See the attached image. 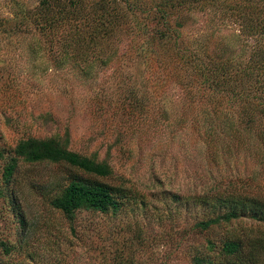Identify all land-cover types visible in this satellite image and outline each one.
I'll return each instance as SVG.
<instances>
[{"label": "rangeland", "instance_id": "rangeland-1", "mask_svg": "<svg viewBox=\"0 0 264 264\" xmlns=\"http://www.w3.org/2000/svg\"><path fill=\"white\" fill-rule=\"evenodd\" d=\"M15 1L32 9L37 0H0V17L22 9ZM141 2L144 11L129 14L113 38L86 48L85 63L71 48L57 49L51 36L40 37L29 21L32 34L0 26V149L68 132V149L106 159L111 176L102 181L126 196L117 215L80 211L69 219L50 200L78 172L20 161L13 189L28 224L21 231L0 198V236L14 246L10 255L0 254V264H117L118 251L132 264H193L195 256L222 262L219 250L205 248L208 239L216 245L240 239L255 264H264L263 223L243 216L207 232L194 227L222 214L231 193L264 196V142L261 126L230 130L227 100L203 112L208 92L199 90L202 78L187 60L194 53L209 64L224 52L222 62L245 64L264 36L242 35L239 21L216 6L185 14L182 27L170 25L177 29L171 41L160 40L154 32L163 27L152 9L164 0ZM3 164L0 159V174Z\"/></svg>", "mask_w": 264, "mask_h": 264}, {"label": "trees", "instance_id": "trees-1", "mask_svg": "<svg viewBox=\"0 0 264 264\" xmlns=\"http://www.w3.org/2000/svg\"><path fill=\"white\" fill-rule=\"evenodd\" d=\"M121 4L125 8L120 7ZM16 6L23 7L18 8L13 18L0 17V26L11 25L14 35L32 34L29 21L40 37L51 36L49 39L57 49L59 46L62 51L71 48L79 61L85 63L90 44L97 47L102 40L108 42L113 38V32L127 24L129 14L133 16L140 10L144 11L142 8L146 5L141 0H37L35 8L32 9L18 1H15L13 7ZM216 6L224 8V15L225 9L228 10L230 16L239 21L242 35L258 40H261L260 36H264V0H164L152 9L155 12L153 15H156L153 20L156 19L157 24L163 27L155 29L154 33L160 40L170 42V31H177L170 25L180 28L183 26L181 18L185 14L207 10L215 12ZM172 15L173 21H169ZM60 34L63 35L61 40L57 38ZM180 46L181 43L172 46L176 57L181 56ZM188 53L189 51L186 52ZM223 54L224 52L218 53L215 61L209 64L205 60L201 63V59L198 60L194 53L191 56L186 55L188 62L193 63L190 69L197 70L198 77L202 78L199 90L208 92L202 95L206 101L202 104L205 109L203 112H211V109H217L227 100L224 112L230 130L234 131L235 127L242 125L246 130L255 129L256 125L261 126L259 140L264 142V43L260 44L258 41L245 64L233 62V58L222 62ZM199 62L201 65L198 66ZM237 104L240 106L235 111L234 106ZM232 118L235 122H232ZM42 119L46 123H54L49 115H43ZM68 144L69 134L65 132L63 135L57 133L44 139L23 138L13 148L0 149V159L4 160L0 174V198L6 203L4 209L10 212V215L5 216H11L21 231L27 227L28 220L19 203L17 192L13 189L20 161L28 164L64 165L78 172L67 179L50 200L51 207L69 219L80 211L105 215H117L121 211L122 200H126L122 189L102 181L111 176L106 159L98 160L96 155L88 157L78 154L69 150ZM254 197L240 199L231 193V197L222 201L225 209L222 214L196 222L194 227L201 232H207L215 226L230 224L243 216L264 224V196ZM177 200L178 196H175L174 203ZM246 247V243L240 239L222 240L218 245L208 239L205 245L211 252L219 250L218 254L223 259L217 264H255L254 254L248 252ZM13 249L9 236H0V254L10 255ZM118 254L117 264H132L130 259H121L123 255L119 251ZM210 259L195 256L192 263L212 264Z\"/></svg>", "mask_w": 264, "mask_h": 264}]
</instances>
